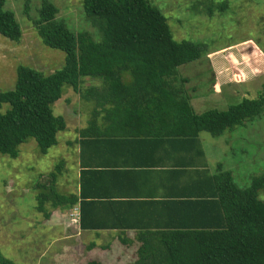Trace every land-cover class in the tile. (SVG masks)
I'll return each instance as SVG.
<instances>
[{"label": "trees", "instance_id": "obj_1", "mask_svg": "<svg viewBox=\"0 0 264 264\" xmlns=\"http://www.w3.org/2000/svg\"><path fill=\"white\" fill-rule=\"evenodd\" d=\"M82 3L97 28L98 40L88 31L72 30L59 18V9L52 0H41L33 25L44 45L65 53V63L50 74L20 64L15 86L0 89V154L17 157L20 146L31 138L37 141L42 154L57 145L58 133L67 129V122L54 114L53 105L63 96L65 85L90 99L94 93L91 87L85 93L81 91L84 78L101 79L105 87L112 88L108 91L110 106L101 107L113 119L122 113L137 114L144 109L151 112L154 106L174 110L177 120L192 126L187 135L198 144L203 131L219 137L264 113V92L232 103L225 110L210 109L200 114L180 89H174L166 99L151 98L153 106L139 105L138 96L129 91L118 103L120 87L151 88L153 94L162 87H176L160 82H174L180 77L179 68L200 59L203 50L190 40H176L168 17L150 0ZM25 11L30 13L28 2ZM0 34L15 42L23 35L15 12L6 8V0H0ZM126 78L134 83L125 84ZM96 99L100 104L101 100ZM99 107L97 104L93 111L99 113ZM206 180L204 187L210 190L169 204L177 209L176 224L140 230L138 236L143 243L130 264H264V172L246 187L237 185L228 170L207 175ZM46 182L37 185L36 209L49 218L46 203L53 208L71 209L79 201L80 225L92 229L88 222L91 205L83 194L80 199L61 195L54 180ZM0 264L16 263L0 250ZM86 264L103 263L92 258Z\"/></svg>", "mask_w": 264, "mask_h": 264}, {"label": "rangeland", "instance_id": "obj_2", "mask_svg": "<svg viewBox=\"0 0 264 264\" xmlns=\"http://www.w3.org/2000/svg\"><path fill=\"white\" fill-rule=\"evenodd\" d=\"M52 1L59 9V18L64 19L72 30L88 31L95 39L100 38L96 26L84 12L82 0ZM150 1L168 17L176 40H190L203 50L204 54L200 59L179 68L181 76L197 81L199 79L198 87L201 89L210 87L209 82L216 76L215 66L220 71V61H233L244 51L245 57L238 61L246 69L244 74L229 66L228 71L221 76L230 74L237 77V74H243L244 77L247 73V77L251 78L253 73L248 62H261L264 58V0ZM27 2L30 6L29 14L25 11ZM40 5L41 0H6V8L15 12L23 35L20 41L15 42L0 34L1 90L15 86L20 64L50 74L62 68L65 63V53L44 45L33 25L32 18L36 17ZM255 52L260 56L255 55ZM90 80L92 79H83L81 91L88 86ZM255 82L259 89L262 88L264 76L256 78ZM251 85L246 87L249 94H252L249 89ZM235 90H239L238 98H241V89L234 88ZM63 91V96L53 105L54 114L66 117L68 111H76L77 114L82 113L80 118L86 117L89 120L90 102L70 85H65ZM199 93L202 94L203 91ZM202 100L204 101L198 108L200 110L197 111L203 112L215 107L226 109L229 105L225 102L221 106H215L210 105V99ZM238 130L241 135L228 131L221 137L205 133L203 138L208 139L205 142L211 141L216 146H223L226 152H231L227 162L234 167L235 182L240 187H246L253 177L264 172V113ZM76 137L77 134L71 129L59 132L58 144L51 147L47 154L40 152L38 143L33 138L20 146L19 155L15 158L0 154V250L16 264H86L92 258H102L100 260L104 264H129L133 257L136 246H115V253L101 252L102 249L99 248L95 254L97 256L89 254L76 240L66 238L71 233L62 229L61 222L63 218L71 220V215L61 210L53 212L50 209L53 207L48 204L46 207L52 213L48 219L36 209L39 190L35 185L63 169V160L68 159V148L64 146V140H74ZM73 145L71 149H74ZM67 167L72 174L73 163H69ZM62 176L59 177L58 189L65 193L66 189L61 184ZM261 198H264L263 194Z\"/></svg>", "mask_w": 264, "mask_h": 264}, {"label": "crops", "instance_id": "obj_3", "mask_svg": "<svg viewBox=\"0 0 264 264\" xmlns=\"http://www.w3.org/2000/svg\"><path fill=\"white\" fill-rule=\"evenodd\" d=\"M255 55L260 56L256 52ZM243 56L244 51H241V56L233 61H220V71L218 72L215 66L216 76L212 78L214 81L211 79L208 88L198 87L199 79L197 81L180 75L174 82H160L173 83L176 87L159 88L156 94L152 93L151 88L120 87L117 102L124 100L125 97L121 95L129 91L138 96L139 105L153 106L155 103L151 98L161 96L166 99L174 89H180L185 96L190 97L191 106L200 114L205 112L197 111L204 98L210 99V105L215 106H221L225 102L231 105L243 98H256L264 92V84L259 89L255 82L256 78L264 76V58L261 62H248L253 73V76L248 78L247 73L242 76L246 69L238 62ZM229 66L243 74H237V77L230 74L221 76L228 71ZM124 83L134 82L132 78H126ZM248 84H254L249 87L254 95L247 93ZM89 87L94 92L90 99H86L90 102L91 117L86 120V117L80 118L82 113L67 112V129L75 132L77 137L74 140H64V146L68 148V159L63 160V169H60L59 173H52L48 178H44V182L54 180L53 184L61 195H76L80 199L83 194V198L91 205L88 222L92 224V229H83L80 225L79 201L71 209H50L53 212L61 210L69 215L79 214L76 224H72L70 218H63L62 229L65 228L71 233L66 236L67 239L76 240L89 254H97L99 248L102 249L101 252L115 253V246H136L130 264L137 258L138 247L143 243L138 236L140 230L178 222L177 209L175 206L170 208V203L195 198L210 190L204 187L208 181L207 175L216 174L221 170L234 173V167L227 162L231 152H226L223 146H216L211 141L205 142L208 140L203 138V135L208 133L205 131L199 134L200 143L195 142L187 135L192 126L189 122L177 120L174 110L154 106L151 112L144 109L137 114L122 113L113 119V116H109L101 107L110 106L111 95L108 91L112 88L105 87L101 79H92L82 92L85 93ZM234 88L241 89V98H238L239 90L234 91ZM201 90L202 94L199 93ZM97 97L101 100L100 104L97 103ZM97 104L100 105L99 113L93 111ZM210 109L225 110L217 107ZM253 121H248L230 132L241 135L238 129ZM84 129L88 131L82 134L81 130ZM72 145L74 149H71ZM71 162L74 165L72 174L71 169L67 167ZM60 176L63 178L61 184L64 190L66 189L65 193L58 189ZM203 180L205 182L202 183ZM44 182L39 181L35 188ZM48 204L50 202L45 206Z\"/></svg>", "mask_w": 264, "mask_h": 264}, {"label": "built area", "instance_id": "obj_4", "mask_svg": "<svg viewBox=\"0 0 264 264\" xmlns=\"http://www.w3.org/2000/svg\"><path fill=\"white\" fill-rule=\"evenodd\" d=\"M72 216L71 220L74 223H77L79 221V214H70Z\"/></svg>", "mask_w": 264, "mask_h": 264}]
</instances>
